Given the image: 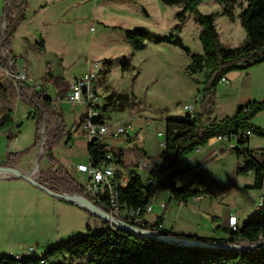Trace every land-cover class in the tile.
Returning <instances> with one entry per match:
<instances>
[{
	"label": "rangeland",
	"instance_id": "rangeland-1",
	"mask_svg": "<svg viewBox=\"0 0 264 264\" xmlns=\"http://www.w3.org/2000/svg\"><path fill=\"white\" fill-rule=\"evenodd\" d=\"M13 1L0 0L1 29L9 21L6 14L14 11ZM241 5L240 1L232 4L231 17L223 13L226 6L217 0H203L198 8L203 13L217 14L215 24L220 40L235 46L243 43L246 37L239 18ZM181 7V4H166L162 0H28L26 18L11 37L10 47L18 73L24 75L25 82L47 88L55 100V107L63 110L66 128L72 136L69 140L64 137L56 143L53 151L59 163L79 183L87 181V176L76 167L77 163L88 164V135L80 122L85 106L57 99L55 85L45 77L52 73L71 82L90 70L95 62L100 65L95 87L97 115L110 130L123 124L125 132L118 136L105 134L99 140L105 142L111 151L123 149V172L126 176L136 171L145 178L163 148L166 117L181 118L199 109L204 73H188L190 57L178 46L148 40L143 49H133L126 38V31L140 26L159 35L173 33L180 36L192 52H202L200 24L192 12H188L185 19H178L175 14ZM40 38L43 39V46L38 48ZM126 60L128 65L124 68L122 64ZM105 69L106 72H103ZM249 69H238L236 71L239 72L230 78L241 81L251 77L254 74H246ZM12 80V74L0 58V120L10 110L13 117L11 131L15 134L14 138L8 139V128H0V163L6 159L8 152L29 149L11 166L26 168L32 173L36 171L38 177L41 170L48 171L46 132L53 123H42L39 142L34 146L37 130L35 120L28 117L31 106L13 88ZM229 81H221L218 85L216 100L219 116L223 112L230 114L223 110L219 95ZM118 94L126 97L115 98L114 102L106 104L109 96ZM261 115L264 118V113ZM135 132L138 138L130 141ZM212 146H219V142ZM212 146L194 150L177 164L179 170H192L176 178L178 187L192 179L194 189L214 187L216 180L218 194L202 199L195 197L187 204L172 199L164 218L176 233L211 239L215 232L212 225L214 216H219L224 222L231 212L237 211L241 223L254 213L259 200L264 198V187L262 192L250 187L254 183L252 173L236 176L235 153H218L213 161L201 165L200 157ZM251 146L264 151V140L254 135ZM140 148L150 155L148 161L139 157ZM35 194L42 195L38 197V202H35ZM168 199L166 191H159L147 219L160 215ZM8 200L11 201L9 205ZM79 208L31 187L24 179H0V255L41 256L60 241L84 233L87 225L94 226V221L85 224L87 213ZM82 226L84 228L80 229ZM167 229L171 230L170 226ZM53 261L65 262L67 259L60 257Z\"/></svg>",
	"mask_w": 264,
	"mask_h": 264
},
{
	"label": "trees",
	"instance_id": "trees-1",
	"mask_svg": "<svg viewBox=\"0 0 264 264\" xmlns=\"http://www.w3.org/2000/svg\"><path fill=\"white\" fill-rule=\"evenodd\" d=\"M162 1L166 4L182 5L175 14L180 20L185 19L188 12L194 14L195 20L201 27L199 39L203 51L192 52L183 39L173 33L159 35L140 26L128 29L126 38L135 50L143 49L148 40L154 43H169L182 49L190 57L187 65L188 73H204V78L201 81L203 84L202 97L198 111L187 113L181 118L166 117L165 141L159 157L153 161L145 178L136 171L128 174L126 186L119 190V201L122 211H138L136 217L124 216L126 224L157 235H168L176 238L177 241L145 236L122 228L113 229L108 226L107 221H103L98 227H88L84 233L72 235L60 241L41 256L1 254L0 264H264V245L238 250L228 247L214 248L184 243L189 240H203L226 245H252L263 241L264 198L258 210L242 225L235 228L224 227L219 224L216 217H213L212 222L215 223V230L226 235V238L223 239L177 234L164 227H159L163 226L164 212L167 210L168 203L163 205V214L153 222L144 220L147 208L153 203V198L159 191H166L170 200L174 199L185 204L189 199L209 193L208 189H194L193 179L184 186L178 187L176 178L180 174L190 171L188 168L178 170L177 164L183 157L197 148L204 147L214 137L235 138L236 145L230 150L235 153L238 159L237 174L252 173L254 176L252 188L261 190L264 187V151L249 147L251 135L264 138V127L252 120L258 112L264 110V97L240 103L233 113L222 118L216 119L211 116L216 105L218 85L222 78L226 77L230 71L248 69L252 65L264 61V0H217L225 4L223 13L229 17L232 16V4L237 1L242 3L239 18L246 37L243 43L235 46L224 44L220 40L215 24L217 14L203 13L199 10L198 5L203 0ZM11 3L14 11L10 10L9 14H6V17L9 16V21L4 29L0 28V58L1 63L12 74L11 85L18 91L20 97L31 106L28 117L35 120L37 130L34 146L39 142V129L42 123H53L46 132L48 171L43 172L41 170L37 181L56 193H59L61 188H65L71 193H78L100 207L99 203L87 195L83 184L79 183L67 168L59 163L54 154V145L64 137L69 140L72 136L71 131L66 128L63 110L55 107V100L48 93L47 88L31 86L25 82V79L15 76L18 70L15 56L10 47V40L18 25L26 18L25 11L28 0H14ZM41 46H43L42 38L38 41V48ZM1 47L8 50L5 55L1 54ZM122 65L127 68L128 61H124ZM103 72H106V69ZM45 79H49L55 85L57 98H63L69 90L70 82L58 75L51 73ZM122 97H126V95H111L106 104H111L115 98L117 100ZM12 126L13 117L9 110L0 120V128H8V139L15 137L11 131ZM247 130H250L251 134H247ZM137 138L138 133L135 132L129 140L132 141ZM28 150L8 152L6 159L0 165H11L13 161ZM87 152L93 164L106 159V155L110 152L122 168L125 165L122 159L123 149H119L118 152L111 151L108 149V145L99 138H93L88 142ZM138 155L142 159L151 158L143 148L138 150ZM209 195L212 196V194ZM80 208L89 212L86 208ZM60 257L66 258L67 261H53ZM84 260L85 262H81Z\"/></svg>",
	"mask_w": 264,
	"mask_h": 264
},
{
	"label": "built area",
	"instance_id": "built-area-1",
	"mask_svg": "<svg viewBox=\"0 0 264 264\" xmlns=\"http://www.w3.org/2000/svg\"><path fill=\"white\" fill-rule=\"evenodd\" d=\"M1 50L4 55L8 52V50L4 47H1ZM99 69L100 65L95 62L90 70L75 77L70 82L69 90L65 96L61 98V101H65L72 105L83 104L85 106V111L80 119V122L83 130L88 135V142L93 138H102L105 134L118 136L125 132V126L123 124H119L115 129L110 130L108 124L105 123L104 120H100L97 115L98 96L96 95L95 85L99 77ZM15 76L17 78L25 79L23 74L17 73ZM221 81L226 82V77H223ZM246 132L247 134H251L250 130H247ZM218 138L228 139L226 136H220ZM39 148H41V146H39ZM106 156V159L97 164H93L88 154V164L77 163L76 167L79 172L87 176V181L83 183V187L87 195L99 203L100 208L113 221L107 222L108 226L115 229L118 228L117 226H122L125 223L124 216H127L128 218H133L134 216L136 217L138 211H122L121 203L119 201V190L120 188L126 186L128 182V175L126 176L124 174L122 166L115 160L116 158L112 155V153L109 152ZM143 165L146 166V163ZM35 174L36 171L32 173V177L38 180L39 176L37 177ZM59 194L70 198H76L79 195L78 193L68 192L65 188H61ZM157 194L158 193L155 194L153 202L155 201ZM204 197H210V195L208 193H204L196 198L202 199ZM261 205L262 201L259 203V206ZM151 210L152 204L147 208V212ZM98 218L102 224L104 221L102 215ZM236 226L237 218L231 215L229 217V227L235 228Z\"/></svg>",
	"mask_w": 264,
	"mask_h": 264
},
{
	"label": "crops",
	"instance_id": "crops-1",
	"mask_svg": "<svg viewBox=\"0 0 264 264\" xmlns=\"http://www.w3.org/2000/svg\"><path fill=\"white\" fill-rule=\"evenodd\" d=\"M250 68V69H249ZM248 71H246V74L247 73H252L254 75H251V77H248L246 79H242L241 81H236L234 80L233 78L231 79L230 77H233L235 76L239 71H236V70H233V71H230L229 73H227L226 75V79H229V83L228 85H225L221 92H219V95H220V99L222 101V104L224 105V108L223 110L224 111H228L230 114L233 113L235 111V108L238 104L240 103H244L246 102L247 100H253V99H261L264 97V61L260 62V63H257V64H254L252 65L251 67H249ZM218 96V94H216V97ZM217 99V98H216ZM217 108H218V101L216 100V105H215V108H214V111L212 112L211 116L212 118H215L216 119H219V118H222L224 117L225 115H228V114H221L220 116L217 114ZM199 110V109H198ZM198 110H195V111H198ZM227 113V112H226ZM264 113V110L258 112L254 117H253V122H255L256 124L260 125V126H263L264 127V118L262 117L261 114ZM81 119V118H80ZM252 136L254 135H251L250 137V141H249V147L254 149L252 146H251V141H252ZM261 139L264 140L263 137H261ZM225 139H220L218 137H214V138H211L209 140V142L205 145H209V146H212L214 143L216 142H219V146H215V147H211L210 149L207 150V152L205 153L204 156L200 157V160H201V165H205L207 164L208 162L210 161H213V159L215 158V156L218 154V153H221V152H226V151H231L230 148L235 146L236 145V140L235 138H230V139H226V141H223ZM229 143V144H228ZM201 150L203 149V147H199L198 149L196 150ZM264 149V148H262ZM195 150V151H196ZM146 151V150H145ZM258 151H263V150H258ZM232 152V151H231ZM191 154V153H190ZM147 160V159H145ZM148 161V160H147ZM237 166H238V159H237V164H236V171H237ZM202 167V166H201ZM179 170V168H178ZM182 170H186V168H182ZM189 171H192L191 168H188ZM22 171H24L26 174H29V173H32V172H29L28 170H26V168H22ZM235 171V172H236ZM248 174V173H247ZM245 175V174H244ZM73 176V175H72ZM236 176H243V175H238L237 172H236ZM6 177V176H5ZM5 177H0V179L2 178H5ZM74 177V176H73ZM75 178V177H74ZM217 182L216 180H214V187H211V186H208L206 188H202V189H199V190H206L208 189L209 193L208 194H212V196L216 197L217 194H218V191H217ZM254 184V183H253ZM31 187H35V186H32ZM194 187V185H193ZM252 187V185L250 186ZM36 188V187H35ZM195 188V187H194ZM38 189V188H37ZM40 190V189H39ZM262 192V189L260 190ZM35 197V202H38V197H42V195H38V194H35L34 195ZM263 198H261L257 204V206L255 207V211L254 213L258 210L259 208V203L262 201ZM11 203L10 200H8V205ZM168 203V206H167V210L166 212L169 211V208H170V204H171V200L170 198L167 200ZM188 203V202H187ZM186 203V204H187ZM39 204V203H38ZM154 204H155V201L152 203V209L154 207ZM80 209V208H79ZM82 211H85L83 209H81ZM183 210V207H181L180 211ZM83 213V212H82ZM87 213L85 216L87 219V221L85 222V224H88L89 222H91L92 220L94 221V226H92L91 228H94V227H98L101 225V221L100 219L93 215L91 216L89 213L90 212H85ZM148 213H146L145 217H144V220H146L147 222H153L156 218L160 217L163 212L160 214V215H157L155 218H153L152 220H148L147 219V216H148ZM253 213V214H254ZM85 215V214H84ZM233 215L237 218V225H242L244 223V221H246L247 219H245L244 221H242L241 223H239V215L237 213V211L235 212H231L228 216V219L226 221H221L220 217L219 216H214L218 219V222L220 225L224 226V227H229V217ZM213 223V222H212ZM170 223L167 222L166 220H164V223H163V227L165 229L171 228V231L175 232L173 227L171 226V224L169 225ZM213 227H214V231L217 232L215 230V223L212 224ZM90 227V225H87L86 226V229ZM81 228H84L83 226L80 227ZM71 230H74V229H71ZM168 230V229H167ZM215 232H213V235L211 238H214V239H223V238H226V235L224 234H216ZM176 233V232H175ZM218 233V232H217ZM179 234V233H177ZM183 235H187V234H183ZM193 236H196L197 235H194ZM201 238V237H199Z\"/></svg>",
	"mask_w": 264,
	"mask_h": 264
},
{
	"label": "water",
	"instance_id": "water-1",
	"mask_svg": "<svg viewBox=\"0 0 264 264\" xmlns=\"http://www.w3.org/2000/svg\"><path fill=\"white\" fill-rule=\"evenodd\" d=\"M0 170L10 171L12 173V175L6 176V177H14V178L24 179V180L28 181L31 185L45 191L46 193H48L49 195H51L53 197L63 199V200L68 201L74 205H77L78 207L86 208L91 214H93L97 217L102 215L104 221L113 222L110 219V217L100 207H98L96 204H94L91 200H89L86 197L78 195L76 198H70V197L61 195L59 193L53 192L49 188L39 184L38 181L32 177V173L26 174L24 171L21 170L20 167H17V166L0 165ZM117 227L122 228V229L127 230V231L138 232V233L143 234L145 236H152V237H158L161 239L177 241V239L174 237L164 235V234L157 235L156 233H152L150 231L138 230V229L134 228L133 226L126 224V223H124L122 226H117ZM184 243H188L190 245L208 246V247H214V248H227L228 247V248H234V249H238V250H244V249H249V248H254L257 246L264 245V240L261 242L252 244V245H246V244L226 245L223 243L207 242V241H203V240H189V241H185Z\"/></svg>",
	"mask_w": 264,
	"mask_h": 264
},
{
	"label": "bare ground",
	"instance_id": "bare-ground-1",
	"mask_svg": "<svg viewBox=\"0 0 264 264\" xmlns=\"http://www.w3.org/2000/svg\"><path fill=\"white\" fill-rule=\"evenodd\" d=\"M40 152H42V150H40ZM10 175H12V173L10 171L0 170V177L10 176Z\"/></svg>",
	"mask_w": 264,
	"mask_h": 264
}]
</instances>
